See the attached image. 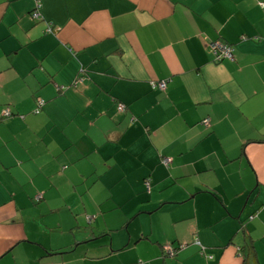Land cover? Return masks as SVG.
Here are the masks:
<instances>
[{
  "label": "crops",
  "instance_id": "1",
  "mask_svg": "<svg viewBox=\"0 0 264 264\" xmlns=\"http://www.w3.org/2000/svg\"><path fill=\"white\" fill-rule=\"evenodd\" d=\"M262 4L0 0V264H264Z\"/></svg>",
  "mask_w": 264,
  "mask_h": 264
},
{
  "label": "built area",
  "instance_id": "2",
  "mask_svg": "<svg viewBox=\"0 0 264 264\" xmlns=\"http://www.w3.org/2000/svg\"><path fill=\"white\" fill-rule=\"evenodd\" d=\"M264 5V4H262ZM34 17H38L37 14H34ZM213 52L215 53V55L221 59V58H226V59H230V60H234L233 58V54H232V49L227 47L226 45L220 43V42H214L211 46ZM152 88L154 90H159V91H165L166 88H167V84L165 82H159V83H153L152 84ZM43 101L39 100L38 104L39 106H42L43 105ZM126 107L123 106V105H120L119 106V111L123 112L125 111ZM12 114L10 113L9 110H5L4 112V116L5 117H10ZM207 123V122H206ZM167 161V160H166ZM37 200H40L41 199V196H38L36 198ZM184 246H181V249L183 248ZM177 253V251L175 249H172V248H169L168 249V254L169 256L173 257L175 256V254Z\"/></svg>",
  "mask_w": 264,
  "mask_h": 264
},
{
  "label": "trees",
  "instance_id": "3",
  "mask_svg": "<svg viewBox=\"0 0 264 264\" xmlns=\"http://www.w3.org/2000/svg\"><path fill=\"white\" fill-rule=\"evenodd\" d=\"M38 4H40V3H38ZM38 4L36 5V8H37V6H38ZM40 6H41V4H40ZM36 8H35V10H36ZM41 8H42V6H41ZM41 8L39 9V11L41 10ZM35 10L32 12V14H31V17L34 19V17H33V13L35 12ZM41 18H39V19H34V20H40ZM220 43H222V42H220ZM222 44H224V43H222ZM212 45V44H211ZM224 45H226V44H224ZM227 47H229V48H231L232 49V54H233V58L235 59V48L233 47V46H230V45H226ZM217 60V59H216ZM225 60H229V61H232V60H230V59H226V58H223V59H220V60H217V62H222V61H225ZM162 82H165V81H162ZM166 84H167V82H165ZM166 90H167V88H166ZM165 90V91H166ZM207 122V123H206ZM205 123V125H209V120H207V121H205L204 122ZM260 142H263L264 143V139H261V140H259ZM258 141V142H259ZM170 165V164H169ZM169 165H167L168 167H169ZM146 182H147V184H148V180H146ZM169 248H172L173 249V247H169ZM167 257H170V258H173V257H171V256H169V254H168V252H167Z\"/></svg>",
  "mask_w": 264,
  "mask_h": 264
},
{
  "label": "bare ground",
  "instance_id": "4",
  "mask_svg": "<svg viewBox=\"0 0 264 264\" xmlns=\"http://www.w3.org/2000/svg\"><path fill=\"white\" fill-rule=\"evenodd\" d=\"M40 8H41V6H40V4H38V6H37L35 12L33 13V17H34V14H37L38 17H36V18L34 17V19H39V18H40V11H39ZM211 46H212V45H211ZM211 51H212V53L214 54V56L216 57V59H217V60H220V59L215 55V53L213 52L212 48H211ZM221 59H223V58H221Z\"/></svg>",
  "mask_w": 264,
  "mask_h": 264
},
{
  "label": "rangeland",
  "instance_id": "5",
  "mask_svg": "<svg viewBox=\"0 0 264 264\" xmlns=\"http://www.w3.org/2000/svg\"><path fill=\"white\" fill-rule=\"evenodd\" d=\"M165 161H166V159H165Z\"/></svg>",
  "mask_w": 264,
  "mask_h": 264
}]
</instances>
